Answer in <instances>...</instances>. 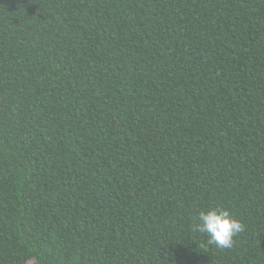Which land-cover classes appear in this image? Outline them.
<instances>
[{"label":"trees","instance_id":"16d2710c","mask_svg":"<svg viewBox=\"0 0 264 264\" xmlns=\"http://www.w3.org/2000/svg\"><path fill=\"white\" fill-rule=\"evenodd\" d=\"M30 261L264 264V0H0V264Z\"/></svg>","mask_w":264,"mask_h":264},{"label":"clouds","instance_id":"9594fccd","mask_svg":"<svg viewBox=\"0 0 264 264\" xmlns=\"http://www.w3.org/2000/svg\"><path fill=\"white\" fill-rule=\"evenodd\" d=\"M244 230V225L227 210L209 208L200 211L193 231L203 234L207 243L219 249L233 246L234 237Z\"/></svg>","mask_w":264,"mask_h":264},{"label":"rangeland","instance_id":"374dc122","mask_svg":"<svg viewBox=\"0 0 264 264\" xmlns=\"http://www.w3.org/2000/svg\"><path fill=\"white\" fill-rule=\"evenodd\" d=\"M28 264H36L35 261H30Z\"/></svg>","mask_w":264,"mask_h":264}]
</instances>
